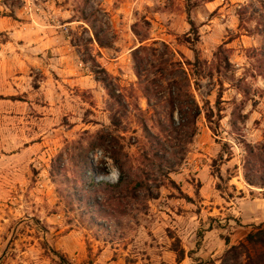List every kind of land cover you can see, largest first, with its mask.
Wrapping results in <instances>:
<instances>
[{
    "label": "rangeland",
    "instance_id": "1",
    "mask_svg": "<svg viewBox=\"0 0 264 264\" xmlns=\"http://www.w3.org/2000/svg\"><path fill=\"white\" fill-rule=\"evenodd\" d=\"M261 1L90 0L86 5L85 0H0V19L34 26L35 20L46 23L65 13L64 18L81 23L70 34L80 61L96 80L108 78L115 96L128 106L111 100L102 83L105 92L99 96L83 92L77 100L72 93L64 102L30 51L33 42L26 45L30 35L0 33V75L9 74L0 86V264H63L60 256L66 264H223L228 248L264 224ZM94 13L90 27L81 22L84 14ZM101 29V40L112 45L103 54L92 42ZM160 36L165 41L143 45L157 50L151 65L181 64L173 80L184 88L186 75L201 110L191 139L172 130L161 133L156 122L168 120L166 111L148 107L136 78L129 51ZM143 123L160 140L170 136L173 171H166L169 160L155 157ZM97 134L112 142L103 155L90 157L96 179L106 174L104 167L115 166L108 161L119 152L133 173L152 175L156 199L113 201L83 216L75 201L63 197L72 184L57 179L53 166L62 164L71 179L67 147ZM160 164L164 171L158 175L154 167Z\"/></svg>",
    "mask_w": 264,
    "mask_h": 264
},
{
    "label": "trees",
    "instance_id": "2",
    "mask_svg": "<svg viewBox=\"0 0 264 264\" xmlns=\"http://www.w3.org/2000/svg\"><path fill=\"white\" fill-rule=\"evenodd\" d=\"M89 1L90 0H85V4L88 5ZM256 1L258 3L262 2L261 0ZM91 15L84 14L81 22L87 25L90 17L97 18L95 13L93 16ZM189 24L191 27L190 31L198 36L193 23L190 22ZM100 34H103L102 29L94 31L92 34V42H95L99 49H111L112 45L103 42L100 38ZM149 40L148 38L142 40L140 42L141 46L131 52L136 78L139 85L142 87L144 98L149 108L166 111L168 120L164 121L159 117L156 122L161 129V133L166 134L172 130V133L178 137H182L183 135L191 139L196 135V123L201 115V110L195 102L192 93L189 91V81L185 75V80L188 82V85L183 88L177 80H173L177 73V69L181 67V64L175 63L173 60L162 62L158 67L151 65V57H155L157 50L143 45ZM154 45H158V42H154ZM161 46L168 54V46L165 43H162ZM156 69L158 70L156 71ZM99 74L106 75V72L101 71ZM97 81L104 85L111 100H114L117 105H121L127 110L128 106L125 100L121 96H115V88L112 87L108 78H97ZM163 83L168 86V97L164 96L166 90H164ZM175 114L178 115L177 119L175 118ZM207 119L210 121V117H207ZM143 124L142 127L146 133L147 139L152 141V150L155 157L162 160V162L169 160L167 162L169 166L166 171H173L174 165L170 163L168 157H171L172 152L175 150V145L169 139L170 136L167 140H160L150 131L145 123ZM85 135L87 136L88 134ZM109 141V137L103 134H97L90 140L83 137L69 145L66 154L70 163V171L73 174L71 179L68 178V170L62 167V164L58 162L57 165L53 166V173H57V179L62 178L65 184L69 185L70 182L72 184L71 190L68 187L65 189L66 194L63 192V197L71 203L75 201L80 207L82 211L81 215L83 216L89 214L92 209L97 210V208L104 207V204L112 203L113 201H117V203L121 204V202L130 200L139 201L141 198L156 199L155 197L157 194L149 185L152 175L149 173L140 175L133 173L127 165L122 162V160H126L127 157L119 152L114 153V156L109 158L119 169L120 176L118 182L110 184L96 179L97 170L90 161V157L94 152H97L98 148H102L105 151L107 146L111 145L112 141ZM112 146L115 147L114 144H112ZM159 154L162 155L159 156ZM253 154L254 152L251 149L249 155L254 157ZM60 159H62V156H60ZM250 164L251 163L247 164L248 166L245 167L246 170H248ZM154 168L155 174L158 175H161L164 171V166L161 164ZM256 168L257 166H254V170H256ZM101 171L104 174L107 173L105 167ZM162 177H165V175H162ZM245 180L250 183L249 175L245 176ZM203 233L204 230L198 234L199 242L197 243V248L201 245ZM225 245L229 247L228 240H225ZM184 257L185 252L180 250L179 259L183 260ZM59 259L63 264H66L63 257L60 256ZM202 263L203 262H201V264ZM222 263L264 264V224L253 226L252 231L245 237L242 243L238 246L228 248L224 253Z\"/></svg>",
    "mask_w": 264,
    "mask_h": 264
},
{
    "label": "crops",
    "instance_id": "3",
    "mask_svg": "<svg viewBox=\"0 0 264 264\" xmlns=\"http://www.w3.org/2000/svg\"><path fill=\"white\" fill-rule=\"evenodd\" d=\"M212 5L213 2L208 3L207 8L211 9ZM61 12L62 11L58 10V13ZM58 15L60 14H56V19L54 20L49 17L51 21L49 20L46 23H43L42 21H37L38 23H36L35 20L33 22L34 26L27 22L19 23L17 20L11 19V21H8V18H1L0 33L9 30L11 32L10 35L13 38L22 37L21 35H30L27 39H24L26 45L33 42L30 51L41 63L43 73L49 75L50 81L53 80V87H56L57 89L55 91L56 96L63 99L64 102H68L65 98L66 96L70 97L73 94H75V98H79L77 100H80L81 97H79V95L83 94V92L90 93L93 96H99L100 92L104 93L105 91L101 87V83L99 84L80 61L76 53V47L70 37L71 31L74 29L73 26L81 23L72 21L70 17L68 19L64 18L65 13H62L60 16ZM159 28L163 29L160 24ZM164 30H166V28ZM151 41L163 42L165 40L164 36H160L156 39L149 40L148 42ZM140 46L141 45L138 43L137 46L129 51V54ZM99 51L103 54V51L106 50L102 51V49H99ZM3 52V50H0V55H3ZM115 61H117V59ZM8 80V72H6L5 75L1 74L0 86L3 85L4 81ZM59 89L61 90L60 93H58ZM71 90H75L77 93L72 92ZM77 100L74 101V107L79 105ZM77 128L78 126L74 127V129Z\"/></svg>",
    "mask_w": 264,
    "mask_h": 264
},
{
    "label": "clouds",
    "instance_id": "4",
    "mask_svg": "<svg viewBox=\"0 0 264 264\" xmlns=\"http://www.w3.org/2000/svg\"><path fill=\"white\" fill-rule=\"evenodd\" d=\"M97 153L100 155L104 154V149L102 148H98L97 149ZM96 157H94L95 159ZM109 164H111V160L109 159L108 161ZM107 169V173L105 175H102L101 177H99V179L107 182V183H116L119 180V176H120V172L119 169L115 166L112 167H106Z\"/></svg>",
    "mask_w": 264,
    "mask_h": 264
}]
</instances>
